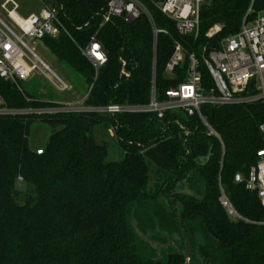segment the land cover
I'll use <instances>...</instances> for the list:
<instances>
[{
  "label": "trees",
  "instance_id": "16d2710c",
  "mask_svg": "<svg viewBox=\"0 0 264 264\" xmlns=\"http://www.w3.org/2000/svg\"><path fill=\"white\" fill-rule=\"evenodd\" d=\"M109 1L40 0L58 9L66 30L42 42L83 79L86 108L145 106L153 81L163 98L186 78L188 60L172 76L166 73L175 45L201 60L204 49H215L221 40L239 32L252 3H206L200 35L195 38L179 35L172 21L148 0H141L156 27L165 32L158 36L154 53L145 17L131 25L120 18L103 24ZM252 10L249 17L264 11V0H253ZM215 25L223 30L208 39L206 33ZM94 35L107 56L97 75L81 52ZM123 69L129 78L122 76ZM202 84L212 87L206 71ZM0 95L9 109L33 111L0 116V264H184L185 255L175 248L159 257L158 249L142 240L128 219L136 201L154 200L162 193L178 206L173 217L184 242L183 232L187 235L189 247L188 228L196 226L216 264H264V207L244 183L235 182L237 174L247 176L257 152L264 149L263 103L203 106L202 116L216 138L198 116L182 112H168L159 119L152 114L62 111L58 104L25 90L22 82L2 79ZM49 110L55 111L34 113ZM37 122L52 129L41 154L29 147L30 129ZM111 131L113 145L98 143L99 132L109 137ZM116 155L118 161L113 159ZM151 179L154 184L149 188ZM18 180L25 191L18 189ZM200 180L201 198L176 191L179 182L198 185ZM221 191L240 218H231L222 207Z\"/></svg>",
  "mask_w": 264,
  "mask_h": 264
},
{
  "label": "built area",
  "instance_id": "2783aa9c",
  "mask_svg": "<svg viewBox=\"0 0 264 264\" xmlns=\"http://www.w3.org/2000/svg\"><path fill=\"white\" fill-rule=\"evenodd\" d=\"M148 1L154 9L175 24L179 35L199 37L202 8L208 2L205 0ZM41 4L40 15L30 14L23 18L18 14L21 8L15 0H5L1 3L0 14L5 13L8 22L0 17V79L13 84L26 83L31 75L37 74L47 77L59 93H66L70 90L69 85L52 72L28 46V43L42 41L46 37L56 39L62 32L66 33L59 18L58 9ZM252 7L253 0L242 20L239 32L221 40L215 49H204L201 60L195 54L187 56L179 43L175 45L173 54L166 65V73L172 76L177 69L183 68L188 60L186 78L185 82L177 88L166 91L163 98L158 97L153 81L150 102L145 106L84 107L88 111L82 112L109 116L152 114L159 119L164 118L168 112H182L189 117L198 116L207 127L209 135L218 138L202 116L203 106L223 108L257 102L264 105V11L258 12L255 17H249L253 14ZM142 17L147 19L151 27L154 53H156L158 36L165 32L156 27L151 11L143 1L110 0L103 17V24H108L113 18H120L123 23L131 25ZM222 30V25H215L207 31L206 37L214 39ZM81 52L92 64L96 75L107 63V56L96 35L91 37L88 46ZM121 63L125 68V63L123 61ZM153 68L155 69V61ZM203 71L208 72L212 81V87L209 89L203 87ZM122 76L129 78V74L124 69ZM86 98L87 96L83 100V106ZM58 106L60 110L66 111L70 104ZM54 111H35L34 113ZM32 112V110L19 111L7 108L0 95V116ZM260 132L264 136V123L260 126ZM235 182L244 183L246 190L254 193L264 207V149L257 152L256 164L250 168L247 176L237 174ZM219 201L231 218H240L222 191Z\"/></svg>",
  "mask_w": 264,
  "mask_h": 264
},
{
  "label": "rangeland",
  "instance_id": "374dc122",
  "mask_svg": "<svg viewBox=\"0 0 264 264\" xmlns=\"http://www.w3.org/2000/svg\"><path fill=\"white\" fill-rule=\"evenodd\" d=\"M5 0H0V5ZM20 5L19 16L25 18L30 14L40 15L42 4L40 0H15ZM0 17L5 22H8L5 13L1 12ZM35 54L54 72L58 77L64 80L70 87L66 93H59L52 86L51 82L45 76L33 74L28 82L23 83L25 90L37 94L47 101L58 105L70 104L66 111L82 112L88 111L83 106V100L86 96V85L83 79L72 72L66 65L61 64L51 51L44 45L42 41L28 43ZM52 134V129L44 123H35L29 133V147L36 154H41L45 151L48 140ZM107 141L111 145L114 144V133L110 132L109 137L103 135V132L98 134V143L102 144ZM113 148V147H112ZM115 150V149H112ZM116 154L118 152L114 151ZM116 161L119 156L114 157ZM154 184L153 179L149 182V188ZM203 181L200 180L198 185H190L186 181L179 182L176 186L177 192H182L201 198L203 196ZM25 185L21 180H18V189L25 191ZM179 213L178 206H172L165 195L159 194L154 200L139 199L136 201L128 212V219L133 224L137 235L147 242L151 247L158 249L159 257H164L165 254L174 252L173 247L159 248L154 244L169 245L175 244L176 249L183 255H186L185 242L178 228L176 219L173 217V212ZM191 236L190 252L191 264H216L215 259L204 249L202 236L197 231L196 226L188 228ZM186 264V259L185 263Z\"/></svg>",
  "mask_w": 264,
  "mask_h": 264
},
{
  "label": "water",
  "instance_id": "95a60500",
  "mask_svg": "<svg viewBox=\"0 0 264 264\" xmlns=\"http://www.w3.org/2000/svg\"><path fill=\"white\" fill-rule=\"evenodd\" d=\"M160 1V0H158ZM206 2H209L210 0H205ZM183 235L185 237V244H186V255H185V259H186V264H191V252H190V247H189V239L187 237V235L185 234V232H183ZM155 247H159V248H165V247H173L176 249L175 244H169V245H161V244H154L152 243ZM177 250V249H176ZM179 253V252H177Z\"/></svg>",
  "mask_w": 264,
  "mask_h": 264
}]
</instances>
